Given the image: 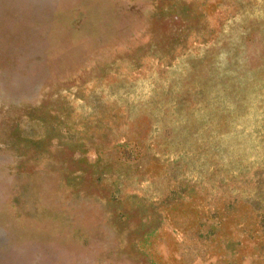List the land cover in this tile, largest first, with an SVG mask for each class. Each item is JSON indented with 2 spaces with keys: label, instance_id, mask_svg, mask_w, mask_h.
I'll list each match as a JSON object with an SVG mask.
<instances>
[{
  "label": "rangeland",
  "instance_id": "obj_1",
  "mask_svg": "<svg viewBox=\"0 0 264 264\" xmlns=\"http://www.w3.org/2000/svg\"><path fill=\"white\" fill-rule=\"evenodd\" d=\"M0 264H264V0H0Z\"/></svg>",
  "mask_w": 264,
  "mask_h": 264
}]
</instances>
